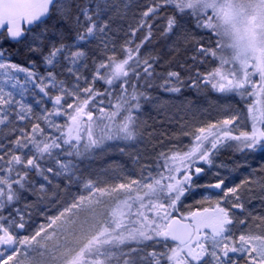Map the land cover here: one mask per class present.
I'll list each match as a JSON object with an SVG mask.
<instances>
[{
	"label": "snow or ice",
	"instance_id": "6c2138e0",
	"mask_svg": "<svg viewBox=\"0 0 264 264\" xmlns=\"http://www.w3.org/2000/svg\"><path fill=\"white\" fill-rule=\"evenodd\" d=\"M114 7L111 0H0V44L5 40L20 42L33 27H43L33 36L38 43L30 51L39 54L49 68L46 76H38L32 69L10 62L6 49L0 47V125L8 129L3 133L5 137L13 136L7 147L0 143V264H239L240 259L248 264H264V233L242 232L234 237V223L247 226V219L237 220L219 202L208 216L199 212L190 213V220L172 216L177 202L192 187L193 175L204 170L196 166L198 161L211 165L221 147L264 152V0H152L151 6L141 13L138 28L148 29L141 43L133 48L128 46L131 41H126L121 46L122 58H117L113 47V54L107 55L106 60H94L89 83L79 74L81 62L87 66L88 53L83 45L99 38L107 52L109 42L103 37L110 24L101 17ZM162 9H171V14L164 17L161 35L168 36L182 28L183 44L194 49L190 57L193 63L211 58L217 61L216 67L208 72L196 69L194 75L184 78L174 70L157 73V57L139 55L140 48L153 35L149 21L159 18ZM54 17L48 27V20ZM197 30L214 37L215 47L211 46V39L208 45L201 43ZM49 35L54 39L49 40ZM69 36L72 43H66ZM45 40L47 52L43 47ZM61 58L68 62L65 71L77 81L71 90L56 77ZM19 73L25 74V84L38 79L36 87L45 96L49 95V85L58 88L60 94L50 97L53 109L36 116L58 135L49 133L38 122L30 130L17 128L10 119L13 112L20 121L30 119L29 114L35 115L31 105L23 103L26 89L19 85ZM254 76L259 80H254ZM156 78L162 81L158 86L168 92L178 93L188 86L234 93L245 100L246 114L231 115L198 127L193 133L182 127L171 138L191 135L192 144L186 150L172 145L167 152H159L158 159L164 163L156 167L163 171L155 174L149 170L150 165L144 164L140 178L125 177L127 182L110 184L78 175L76 161L106 141L136 142L141 137L143 124L137 113L144 103L151 102L147 89L157 86L153 83ZM81 79L88 86L81 88ZM133 79L143 81V90L132 83ZM97 81L108 87L99 91L95 88ZM18 86L21 91L16 94L21 100H16L12 91ZM116 88L119 91L113 95ZM105 96L109 97L107 109L98 107L99 115L94 116L89 105H104L105 100L97 98ZM69 97L74 98L73 102H68ZM61 116L67 117L62 124L50 119ZM237 121L250 122V130L234 135L240 126ZM119 150L125 152L123 147ZM139 159L134 158L137 163ZM42 161L51 163L45 167ZM57 177L67 181L64 189L53 184ZM259 183L264 191V182ZM74 184L82 185L85 194L76 195L57 215L47 217V223L41 224L33 235L20 238L16 234L15 230L24 229L27 221L24 211L15 205L27 201V194L40 203ZM251 184L244 181L223 189L224 180L220 179L209 187L221 189L231 209L245 212L240 189L247 185L246 190L251 192ZM35 206L24 203L25 210ZM208 211L204 209L205 213ZM252 218L259 221L257 228L264 224V216ZM148 242H152L151 248ZM156 245H161L162 250Z\"/></svg>",
	"mask_w": 264,
	"mask_h": 264
},
{
	"label": "rangeland",
	"instance_id": "374dc122",
	"mask_svg": "<svg viewBox=\"0 0 264 264\" xmlns=\"http://www.w3.org/2000/svg\"><path fill=\"white\" fill-rule=\"evenodd\" d=\"M143 1L144 0H111L116 7L110 9L103 15V21L108 20L110 24L109 30L103 39L116 40L120 36L125 35L126 29L133 32L135 28L132 29V27L134 26L135 19L141 17L140 9ZM150 1L152 2V0ZM182 32V28L175 30L173 42L169 50L183 43L181 38ZM196 36L201 40L205 38L203 32L200 30L196 31ZM84 63L85 61L81 62L79 74L85 78L88 65L84 67ZM64 66H68L67 61ZM32 70L35 71L34 69ZM35 72L38 76L47 75V72ZM55 73L57 80L64 81V86L69 90L76 85L77 81L75 77L68 74L61 67H57ZM62 74H65V76H62ZM18 75L20 77L19 85L26 89L23 93V103L31 105L35 115L29 114L31 117L30 119L20 121L16 118L15 112H13L10 119L15 122L17 128L24 127L30 130L31 125L38 122L42 127H45L49 133H53L54 130L47 128L45 122L43 120L38 121L36 116L44 114L45 110L51 111L53 109V100L50 97L60 94L58 88L49 85L48 89H51L52 93L45 96L40 92L39 87H36V84L40 82L38 79H34L25 84V74L19 73ZM253 79L258 81L259 77L254 76ZM44 83H48V81L45 80ZM79 85L81 88L85 87V79H81ZM6 90L12 89L6 88ZM12 91L16 94L21 91V88L18 86L17 89ZM218 93H220V96L215 98L208 97L202 101H191L180 96H162L157 98L152 101L141 114H138L139 120L142 122L143 126L140 129L142 135L136 142L123 141L110 143V141H106L105 143L108 144L105 148L95 149L82 162L76 161L80 169L78 175L91 177L93 179L99 178L111 184L122 181L127 182L124 179L125 177L139 179L141 176V165L144 164L151 166L149 170L152 171L153 174L157 171H163V168L158 169L156 167L157 164L162 165V162H164L162 159H158L159 152H167L172 145H177L185 149L192 144L193 138L191 135H181L178 140L171 138L173 134L180 133L182 127L183 130L193 133L198 127L206 126L209 123H216L231 115L237 113L246 114L245 100H242L234 93ZM81 95H83V93H81ZM15 98L16 100H21L19 94H16ZM245 99L250 102L252 98L246 97ZM73 100V97L68 98V102L70 103L73 102ZM16 110H19L18 106H16ZM65 117L66 116L50 117V119H54L57 123L62 124L66 120ZM237 124L240 126L234 132L235 134L236 132L239 133V131L250 130V122L246 121L240 124V122L237 121ZM233 127H235V125ZM7 130L5 126L0 125V143L5 145V147L8 146L9 140L13 139V136L5 137L3 133L7 132ZM121 147L125 148V152H120L119 149ZM137 156L140 158L138 163L134 160ZM61 158L63 159V157ZM202 163L203 161H198L196 165L204 169L201 173L196 174V200L194 198L195 185L194 182H192V187L181 197V200L177 202L176 210L172 211V216H188L190 213L194 212L195 204L196 210L215 207L217 202L221 205L224 201V193H217L214 188L209 187V185H213L220 179L225 180L226 177L235 176L239 178L247 173L243 167H239L235 171L230 170L227 172L225 164H212L206 167L203 166ZM49 164L50 163H47L44 166L47 167ZM174 174L179 176V173ZM144 175H147V172H145ZM37 181H39V178ZM53 184H59L61 189H64L67 181L63 177H57L53 178ZM80 194H85L80 184L71 185L66 191H59L57 197L47 199L40 203H36L37 198L35 196L27 194V201H25V203H35L36 206L27 210L24 209V203L17 206L24 211L27 223L24 229H16V234L20 238L33 235L41 224L47 223V217L57 215L76 195ZM13 215H15L14 212ZM5 255H7V253H5Z\"/></svg>",
	"mask_w": 264,
	"mask_h": 264
},
{
	"label": "trees",
	"instance_id": "16d2710c",
	"mask_svg": "<svg viewBox=\"0 0 264 264\" xmlns=\"http://www.w3.org/2000/svg\"><path fill=\"white\" fill-rule=\"evenodd\" d=\"M151 1L150 0H144L141 4V9L140 12L142 13L147 9V7L151 6ZM90 7H94L93 5H90ZM140 13V16H141ZM168 14H171V9H162L160 12L159 18L155 20H150L149 22L152 23V37L150 40L146 41L143 46L140 48V53L139 55L141 57L147 56V55H152L157 57V60L154 62L155 63V68L157 73H164L168 70H174L178 71L181 73V76L184 78H187L190 75H194L196 69H198L200 72H208L214 67L217 66V61L212 60L211 58H207L204 63H199L196 62L195 64L193 61L190 59V57L194 54V49L193 47L189 45H184L183 43L181 45H177L179 47V51L176 50L177 47H174L173 49L169 50L170 45L173 42V36L174 34H169L168 36H162V28L165 24V19L164 17ZM55 17L53 19L48 20L47 26L51 27L52 23L54 22ZM101 20L103 21L104 18L103 16L101 17ZM141 20L140 18H136L134 22V26L132 27L135 29H138L135 32V35H133L132 31L130 32L129 30L126 29L125 35L120 36L118 39L114 40H107L108 43V50L105 52L103 43L101 42V39H95L91 40L89 43L83 45L84 50L88 53L87 56V72L85 75V78L87 79V82H91L92 80V75L94 71V64L93 61L99 62L100 60H106L107 55H112V49L113 47L115 48V54L117 58H122L124 53L121 49L122 45H125L126 41H131V44L128 45L130 47H135L137 44L141 43V40L143 37L147 34L148 29L147 27L143 28H138L139 22ZM43 27H34L31 33H28L27 36L20 42H13L11 40H5L2 44H0V47H3L6 49V57L8 60H10L12 63L18 64L23 67H28L30 69H34L37 72H42L45 73L49 70L48 66H46L42 60V57L30 51V48L33 47L37 41L33 40V36L38 35L40 32H42ZM203 32V31H201ZM203 35L205 36L204 39L201 40V43L208 45L209 40L211 39L213 43L211 44L212 47H215L214 37H211L209 33L203 32ZM49 40L54 39L51 35L48 37ZM66 43H72V37L69 36ZM44 51L47 52L48 50V41L45 40L44 42ZM66 61H64L61 58V68L65 70V64ZM183 65V67H182ZM56 70V69H55ZM62 76H65V74H62ZM160 78H156L153 83L154 86L153 88L147 89L148 93L151 96V102L156 100L159 97L162 96H180V97H185L191 101H202L208 97H218L220 96V93H218L216 90L211 89L210 87L207 88H201V89H195L192 87L184 86L181 88V91L178 93L175 92H168L165 91L163 88L159 87L158 85L161 83ZM132 83H137L141 89L143 90V81H136L133 79ZM88 86V83L85 81V87ZM108 86L103 83V81H97L95 84V88L98 89L99 91L103 92ZM131 90V89H129ZM49 93H52L51 89H47ZM119 89L116 88L113 90V95L118 92ZM99 99H104L105 104L104 105H99L97 104V107H92V105H89V108L93 111L94 116H98L99 112L97 111L98 107H105L107 109V100L109 97H98L97 100ZM144 103L142 109L137 113L141 114L145 108L148 107V105L151 103ZM71 111V110H69ZM67 119V117H65ZM162 128V127H160ZM161 130V129H160ZM54 135H58V133H55L53 131ZM239 133H236L234 135H238ZM115 142H123V141H110V143H115ZM229 143H235L234 141H230ZM108 143H105L102 148H105ZM187 148V147H186ZM185 148V150H186ZM100 149V148H98ZM248 153L247 151H245ZM235 153L241 154L242 152L236 151L233 148L229 147H221L218 152L212 157L214 165H221L225 162H228L230 157H232ZM244 153V152H243ZM85 158H81L78 161L82 162ZM43 165L47 163H51L50 161H42L41 162ZM211 164V165H212ZM203 166H208V164H205L204 162L202 163ZM35 180L38 179V177H33ZM25 203L21 202L15 207L19 206L20 204ZM8 212H5V215H7ZM149 247L151 248L152 242H148ZM158 250H162L161 245H156ZM240 264H248L247 260L245 259H240L239 260Z\"/></svg>",
	"mask_w": 264,
	"mask_h": 264
},
{
	"label": "flooded vegetation",
	"instance_id": "af4514ba",
	"mask_svg": "<svg viewBox=\"0 0 264 264\" xmlns=\"http://www.w3.org/2000/svg\"><path fill=\"white\" fill-rule=\"evenodd\" d=\"M237 133V132H236ZM235 134V133H233ZM231 159L228 160V163L225 164V167L228 171H235L239 167L245 168L247 173L239 178L235 176L226 177L224 180V185H222V188H229V187H236L237 185H242V182L244 181H251V187L254 186L252 189L253 191L248 192L247 185H244L241 187L240 192L242 195L243 202L245 203V212H241L239 209H231V205L227 203V200L224 199L221 207H228L231 212H233L238 219H247V226L240 225L238 222L234 223L232 226V231L234 237H238L242 232L243 233H264V224L257 228L255 225L257 224V221L253 219L252 217L256 216H264V191L260 190V183L264 182V152H242L241 154L235 153ZM237 165L235 169H233L234 165ZM194 172V168H193ZM193 182H194V198L196 200V174L193 175ZM217 183V182H215ZM214 183V184H215ZM257 183L258 185H255ZM217 193H222V190L215 189ZM231 199V197L227 198ZM196 203V201H195ZM215 207L207 208L210 210H214ZM200 210H196V204L194 207V212H198ZM202 211V210H201ZM248 213H251V216H248ZM187 218L190 217V215L186 216ZM183 218V217H182ZM263 228V229H260ZM261 232V233H260ZM240 264V263H239Z\"/></svg>",
	"mask_w": 264,
	"mask_h": 264
},
{
	"label": "water",
	"instance_id": "95a60500",
	"mask_svg": "<svg viewBox=\"0 0 264 264\" xmlns=\"http://www.w3.org/2000/svg\"><path fill=\"white\" fill-rule=\"evenodd\" d=\"M19 23H20L21 26L24 27V28H27V27H28V25H27L25 22H19ZM33 28H34V27H33ZM0 31H3V30L0 29ZM26 36H27V34L25 35V37H26ZM25 37H24V38H25ZM24 38H23V39H24ZM23 39H22V40H23ZM13 42H16V41H13ZM217 190L220 191L221 189H217ZM208 210H209V211H208L207 213H205L204 210H202V211H198V212L201 213V214L204 215V216H208V215H211L212 212H213V210H210V209H208ZM174 217L177 218V219H181L180 216H174ZM190 219H191V217L188 218V220H190ZM187 222H188V221L186 220L185 223H187ZM170 243H171V242H170Z\"/></svg>",
	"mask_w": 264,
	"mask_h": 264
},
{
	"label": "bare ground",
	"instance_id": "6f19581e",
	"mask_svg": "<svg viewBox=\"0 0 264 264\" xmlns=\"http://www.w3.org/2000/svg\"><path fill=\"white\" fill-rule=\"evenodd\" d=\"M163 163L164 162H162V165H163ZM226 163H228V162H225V163H223V164H226ZM237 165L235 164L234 166H233V169H235V167H236ZM255 185H258L257 183H255ZM254 186H252V188H253ZM214 190H215V188H214ZM255 221H257V220H255ZM257 223H259V221H257ZM263 224H261V226H262Z\"/></svg>",
	"mask_w": 264,
	"mask_h": 264
}]
</instances>
